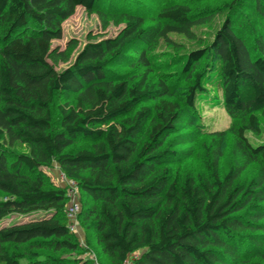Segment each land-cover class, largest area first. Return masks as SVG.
I'll use <instances>...</instances> for the list:
<instances>
[{
    "label": "trees",
    "instance_id": "obj_1",
    "mask_svg": "<svg viewBox=\"0 0 264 264\" xmlns=\"http://www.w3.org/2000/svg\"><path fill=\"white\" fill-rule=\"evenodd\" d=\"M252 1L254 8L241 10L262 16L264 27L260 1ZM105 3L0 0V264H21V256L10 252L19 245L81 251L67 227L66 191L46 182L43 169L54 163L92 203L85 223L114 264L131 256V264H238L261 256L264 144L251 145L245 134L259 133L256 113L264 111V37L250 39L252 25L227 18L208 47L187 55L183 71L193 78L187 109H197L198 97L220 104L237 123L233 131L242 163L229 160L220 171L221 146L212 139L201 148L203 172L195 178L186 171L178 183L171 182L170 172L159 169L178 153L168 136L182 123L180 105L166 98L163 82L143 76L130 85L107 74L111 59L127 48H134L137 66L148 68L147 53L157 40L170 33L192 37L191 28L202 21L192 20L182 5L159 12L155 24L124 11V27L114 39L85 45L71 67L57 72L49 60L59 56L51 43L62 38V23L79 7L104 19V9L112 7ZM202 60L207 63L196 72ZM58 93L77 97L74 106L58 107L55 131L51 107ZM145 100L153 106H142ZM149 120L148 138L139 146ZM80 139L99 144L66 152ZM18 144L27 152L17 153ZM257 159L262 167L245 177ZM30 257L29 264H92L79 257Z\"/></svg>",
    "mask_w": 264,
    "mask_h": 264
},
{
    "label": "rangeland",
    "instance_id": "obj_2",
    "mask_svg": "<svg viewBox=\"0 0 264 264\" xmlns=\"http://www.w3.org/2000/svg\"><path fill=\"white\" fill-rule=\"evenodd\" d=\"M107 5L111 1L112 7L104 9L105 18L102 19L97 13H89L84 8L79 7L75 13L62 23V38L54 40L51 43L53 51L59 56L67 57L66 61L58 56L57 60L50 59L49 62L57 72L64 71L72 66L78 53L89 43H99L114 39L124 27V18L122 13L130 11L138 12L141 17L147 19L146 23H157V14L170 7L182 5L188 7L192 20L202 21L201 24L191 28L192 37H186L182 34L170 33L167 39L157 40L148 50L147 59L149 67L142 68L137 66L134 59V48L123 51L120 55L111 59L110 71L108 77L116 81H125L134 84L141 81L143 76L152 78L154 82L165 83L168 86L166 98L177 102L181 107L182 123L169 133L168 139H174L175 147L172 150H178V153L165 160L159 170L167 169L170 172L171 182H179L184 172L191 173L195 178L197 174L203 172L202 167V145H210L212 139L220 142L222 157L219 163L220 171L225 167L229 160L241 161L240 154L235 141V132L233 128L237 124L231 117L225 114L220 104L213 101H201L198 97L197 109L193 112L187 109L185 98L187 91L193 82L189 73L183 71L187 55L190 52L205 49L213 40L215 32L222 23L228 18L230 20L245 21L248 27L252 25V31L249 30L248 36L253 39L254 36L264 37V27L261 24L260 16H252L250 11L241 9L254 8L252 0H238L234 7L229 8L234 0H105ZM260 1V7L264 13V0ZM256 18V20H255ZM254 23V24H253ZM165 25V23L163 24ZM206 60L198 65L196 72H201ZM212 90V89H211ZM213 92V91H212ZM211 94L210 97L213 96ZM77 95L75 93H58L55 96L51 107L53 116V129L59 130L60 113L59 106H74ZM154 101L145 100L142 106L151 107ZM259 120V133H246L245 137L251 145L264 144V111L256 113ZM150 120L140 137L138 145H142L148 138L150 132ZM220 134L221 136H218ZM167 139V140H168ZM177 142H183L176 144ZM99 144V141L90 139L76 140L66 152L74 153L81 149L92 150ZM17 153H26L22 145H16ZM242 163V161H241ZM262 167L261 160L251 162L244 176L250 178L255 175ZM47 184L53 187L69 190V181L60 171V168L54 163L49 168H44ZM69 200V199H68ZM80 206L78 217V229L73 234L81 247V251L70 253L67 251L53 252L46 249L29 248L26 245L10 247V252L21 256V264L31 262V253H36L42 257L56 256L66 259L82 258L88 261L95 260L98 264H114L113 260L104 255L101 251V245L98 235L85 223L87 211L92 207V203L84 199L83 193L78 188L77 199ZM85 200V201H84ZM68 204V202H67ZM5 221L3 226L11 224L12 221ZM22 219H18L21 221ZM91 222V220L89 221ZM133 256L128 261H132ZM238 264H264V253L261 256L245 258Z\"/></svg>",
    "mask_w": 264,
    "mask_h": 264
},
{
    "label": "built area",
    "instance_id": "obj_3",
    "mask_svg": "<svg viewBox=\"0 0 264 264\" xmlns=\"http://www.w3.org/2000/svg\"><path fill=\"white\" fill-rule=\"evenodd\" d=\"M69 190L66 195L68 200V204L66 206V219H67V227L69 232L75 233L78 229V213L80 211L79 202L77 199V190L78 186L75 182L69 181ZM92 264H98L95 260H92ZM124 264H131V261H127Z\"/></svg>",
    "mask_w": 264,
    "mask_h": 264
}]
</instances>
